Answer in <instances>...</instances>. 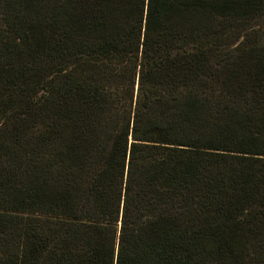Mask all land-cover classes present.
<instances>
[{
  "label": "trees",
  "instance_id": "1",
  "mask_svg": "<svg viewBox=\"0 0 264 264\" xmlns=\"http://www.w3.org/2000/svg\"><path fill=\"white\" fill-rule=\"evenodd\" d=\"M0 264H264V0H0Z\"/></svg>",
  "mask_w": 264,
  "mask_h": 264
},
{
  "label": "water",
  "instance_id": "2",
  "mask_svg": "<svg viewBox=\"0 0 264 264\" xmlns=\"http://www.w3.org/2000/svg\"><path fill=\"white\" fill-rule=\"evenodd\" d=\"M138 85H139V84L137 83V91H138Z\"/></svg>",
  "mask_w": 264,
  "mask_h": 264
}]
</instances>
